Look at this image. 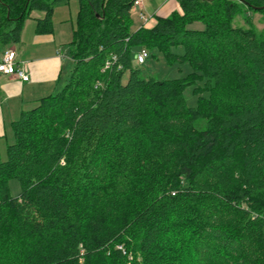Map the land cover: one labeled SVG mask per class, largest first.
Masks as SVG:
<instances>
[{
	"label": "trees",
	"instance_id": "obj_1",
	"mask_svg": "<svg viewBox=\"0 0 264 264\" xmlns=\"http://www.w3.org/2000/svg\"><path fill=\"white\" fill-rule=\"evenodd\" d=\"M66 1L0 0V44L33 11L52 33ZM77 1L69 74L11 123L0 157V264H264V33L235 22L264 0H178L135 30V0ZM141 47L192 72L143 76Z\"/></svg>",
	"mask_w": 264,
	"mask_h": 264
},
{
	"label": "crops",
	"instance_id": "obj_2",
	"mask_svg": "<svg viewBox=\"0 0 264 264\" xmlns=\"http://www.w3.org/2000/svg\"><path fill=\"white\" fill-rule=\"evenodd\" d=\"M170 2V0H163L160 6H156L154 8V16L161 17L157 16V14L162 13L165 6L170 4ZM173 7L175 8L176 6L172 4L170 8ZM134 8L138 9L139 12L142 11L144 9L143 0H140V4ZM77 10V0H67L56 5L52 14L53 31L50 34H37L35 32V21L43 16V12L33 11L30 18H28L30 20L24 22L20 42L17 45H0L2 53L8 48L16 50L18 68L24 70L28 77L27 80H21L15 75L0 73V140L8 135L9 130L12 132L11 123L18 118L26 107L37 103L38 99L50 94L49 91H52L57 86L58 81L56 79L63 64L65 61L71 62L67 54V44L72 37L69 40L62 38L54 23L58 20L61 23L69 24L70 21V29H68V26L65 27L66 24L62 28L63 31H65V28L68 29L66 33L70 32L72 36ZM154 23L155 19L152 23L148 22L140 26L150 28ZM27 31H31V35L25 41V33ZM63 47L65 49L64 52L62 50ZM2 53L0 54V59Z\"/></svg>",
	"mask_w": 264,
	"mask_h": 264
},
{
	"label": "rangeland",
	"instance_id": "obj_3",
	"mask_svg": "<svg viewBox=\"0 0 264 264\" xmlns=\"http://www.w3.org/2000/svg\"><path fill=\"white\" fill-rule=\"evenodd\" d=\"M162 1L163 0H143L144 9H142V11L140 12L144 14V18H145L144 20L139 19L138 15L140 12L138 9L134 8L131 11V19H132L131 30H135L139 28L141 24L143 25L148 22L152 23L154 19L157 18L154 16L155 14L154 8L158 5L160 6ZM170 1H171L170 4L166 5L162 13L157 14V16L168 17L173 12L180 13L181 9L179 5V1L178 0H170ZM172 4L175 5L176 7L170 8ZM244 18H247V24H251L253 28L256 29L257 32L264 33V15L263 14L258 13V12L254 13L251 11H246L243 14L236 17L235 22L237 24L243 25L245 23ZM26 20H30V19H26ZM54 24H55V28H58V33L60 31L62 38H67L65 40H69V38L72 37L70 35V32L66 33L68 32V29L71 28L70 21H69V24H67V23H61V21L56 20ZM64 25L65 27L68 26V29L66 28L64 29L65 31H63V28H62V26ZM74 27H75V21H74ZM202 27H203L202 24L198 22L193 23L188 26V28H191V29H199ZM30 35H31V31H27L25 33V41L29 39ZM141 48H144L145 50H147L149 55L151 54V56H149L143 64H137L136 61L134 60V63H135L134 65L138 67L139 69H141L143 76H151L158 80L182 79L192 72V68L188 63H185V62L180 63L176 61L168 62L163 51L161 50L153 49L149 51L145 47H141ZM141 48L136 49L134 53H137ZM62 50L63 52L65 51L64 47ZM168 51H170V53L180 55L183 53V46L174 45V46L169 47ZM1 53L2 52L0 51V54ZM71 64H72L71 62L65 61L60 71V74L58 78L56 79V81H58V84L55 87V89H52V91L51 90L49 91L50 93L56 92L61 88L64 80L69 74V70L71 69ZM198 86L200 87L202 86V81H196L194 84H190L186 86V88L184 89L183 96L185 98L186 104L190 107H195L197 105L199 95L194 92V88ZM202 96H206V93H202ZM35 105L36 103L31 104L29 105V107H26V109H30ZM12 141H13V133L9 130L8 135L2 137V139L0 140V157L2 160L6 159V149H5L6 145L9 143H12ZM8 188H9L10 195L13 197L18 196L21 190L18 180L14 178L8 181Z\"/></svg>",
	"mask_w": 264,
	"mask_h": 264
},
{
	"label": "built area",
	"instance_id": "obj_4",
	"mask_svg": "<svg viewBox=\"0 0 264 264\" xmlns=\"http://www.w3.org/2000/svg\"><path fill=\"white\" fill-rule=\"evenodd\" d=\"M140 0H135L132 8L138 6ZM140 19L144 20V15L139 13ZM149 53L144 48H141L137 53H135L134 60L137 64H143L148 58ZM0 73L6 75H15L18 79L27 80L28 77L25 74L24 70L18 68L16 63V50L13 48L6 49L0 59Z\"/></svg>",
	"mask_w": 264,
	"mask_h": 264
},
{
	"label": "water",
	"instance_id": "obj_5",
	"mask_svg": "<svg viewBox=\"0 0 264 264\" xmlns=\"http://www.w3.org/2000/svg\"><path fill=\"white\" fill-rule=\"evenodd\" d=\"M239 1L244 2L243 0H239ZM253 9H255V10H261V9H264V6H262V7H253Z\"/></svg>",
	"mask_w": 264,
	"mask_h": 264
}]
</instances>
